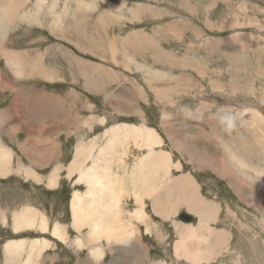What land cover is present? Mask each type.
Here are the masks:
<instances>
[{
  "label": "rangeland",
  "instance_id": "rangeland-1",
  "mask_svg": "<svg viewBox=\"0 0 264 264\" xmlns=\"http://www.w3.org/2000/svg\"><path fill=\"white\" fill-rule=\"evenodd\" d=\"M1 1V6H11L14 9V12H12L14 18L12 19L10 32L7 33L6 31L5 33L6 39L4 42L0 37V50L17 54L21 66L24 65L22 68L26 71H29L33 63L46 65L45 67L50 65L51 69L61 72L65 82H48L39 76L15 79L12 67L9 66L2 52H0V113L9 107L13 108V103L16 101L23 102L24 97L27 101V104L23 102L25 107L31 108L35 116L33 119L37 117L38 120L37 126L39 128L37 129L36 125L33 128L38 130L36 132L39 133L36 145L40 153L48 147L47 140L50 141L51 129H54L53 127L61 122L56 119L57 115L61 114L65 120L64 122L69 125L77 114L79 116L75 124L67 126L65 134L60 136L62 144H64V137H70V139H68L69 143L65 144L64 156H61V164L65 167L59 173V187L49 189L44 185H36L32 181L26 183L16 175L0 180V208L3 210L1 212L6 213L10 223L8 226L0 224V264H5V244L9 240L22 237H25L26 240L44 238L54 245L45 252V264L57 261V254L62 257L58 264H82L80 260L85 262L88 258L87 250L81 251L79 254L78 252L74 253L67 246L57 241L50 233L40 234L38 231H29L25 234L15 235L11 226V212L33 206L46 215L51 225L56 221L66 224L73 240L80 237V233H76L75 229L71 227L70 200L74 191L79 189L84 193L86 189L83 185L72 183L73 179L69 181L66 176V166L72 161L75 145L80 141L93 139V135L88 132L84 134L77 125L80 116L84 120V116L88 112L84 105L86 98L84 99L79 95V93H82L88 97L87 90L84 89V77L81 76L77 64L73 60L69 61L65 58L62 61L58 57L57 61H50L52 60L50 58V44L57 45L62 42L70 50L71 55L78 56L85 63L102 65V70L115 74L116 78L123 72H129L126 67L130 58H133L137 65L149 66L145 67L149 72L139 67L134 70L140 73L131 71L129 72L131 74H126L128 77H132V73H135L134 80H136L137 89L144 90L141 93L148 96L147 99H150L149 101L140 100V104L136 102L144 111V116L139 117L143 119V123L138 122L136 116L130 119L123 118L117 124L146 126L158 132L164 143L161 148H156V151H167L171 153L173 162L180 161L183 164L182 171H174V177L191 173L200 185L202 197L209 202L218 203L220 207L219 218L213 224V227L218 230H229L231 233L230 247L227 252H224L217 259L215 257V260L210 258V261H205L206 264L210 262V264H264V219L261 211L254 205V200H252L253 202L248 201L252 195L256 194L260 202L261 200L264 201V179H255L257 184L254 185L250 180L244 179L235 167H232V170H230L232 177L228 180L220 174H216V171L207 165L200 166L199 162L197 163L196 160L192 159L191 151L189 154L185 152L191 147L197 152L207 153L210 158L222 160L228 154L227 149L229 148L226 146L230 142L231 149L235 147L239 150L252 167H262L264 169V0H221L222 4L214 13H211L210 20L213 24L211 29L203 21V18L191 19L189 15L190 11L197 15V10H192V6L196 5V2H200L198 5L201 8L202 3L206 4L207 0H91L95 7L93 12L90 10L88 12L87 9L85 13H82L84 14L82 19L70 18L71 16L66 17L67 19L64 18L68 20L67 23L71 22L72 26L66 31H60V36L67 41L55 39L50 34L51 25L49 23L50 17H53V15L46 14L47 11H50L46 5L37 6L36 10L35 2L37 0ZM56 1L57 3H53V0H47V3L50 4V7H57L54 11V19L57 20V15L61 9H70L74 2L78 3L81 0ZM126 1L136 5L143 4L147 10L136 21H134L135 19H132V21L125 18L119 19L121 15L119 16L118 12H112L119 16L112 18V15L110 18V21L112 19L111 22L115 21L116 23L107 22V26H109H103L101 29L95 25L98 15L103 14L104 11L117 8L120 5L118 2L122 4ZM226 3L229 4V9L226 10L228 15L225 14L226 17L220 21L221 26H219L218 22L222 18L219 11L223 12ZM152 8L157 11L155 15ZM163 10L168 15L166 18L162 16L163 12L161 11ZM202 11L201 9L199 11L200 17ZM159 12L160 15H158ZM22 13H31L35 15V19H31L30 22L20 19L19 16ZM139 20L141 21L138 22ZM79 21L84 22V29H78L77 24H79ZM206 21L209 22L208 19ZM226 23L230 29L229 33H227ZM161 25L169 26L170 30L183 29L182 33H176V35L179 34L182 37V41L173 38L175 34H168L169 38L167 37V41L160 45L159 52L151 49L152 43L148 38L141 39L142 42L138 41L140 37H147V34ZM194 29H197L199 35V40L195 43L193 42L195 38ZM138 33L139 35L129 37L131 34ZM81 34L85 40L92 42L93 46L81 41ZM235 37H237L235 41L240 43L237 50L229 48V46L232 47V39ZM114 39H119V41L116 40L118 41L117 44H121L119 48ZM121 39L122 43L120 42ZM130 39L135 40V46L130 45ZM110 42L114 47L116 46L115 50L118 54L115 53L114 58L118 62L112 60L111 56L114 55L108 54L105 50L103 53L95 51L98 43H102L101 47L103 45L106 47ZM191 43H193L192 46ZM158 54H160V57H158ZM59 62L63 63L60 64ZM84 67L87 75L92 76L93 70ZM159 71L164 74V79H160L161 76L160 78L153 76L160 75ZM151 73L153 77L150 75ZM103 78L107 81V76H103ZM148 86L156 88L150 92ZM130 87V82H119L114 84L113 88L112 86L108 88L103 83L104 89L117 93L128 94L131 92ZM21 96L23 97L19 101L18 98H21ZM38 98L42 100L43 105L49 99L50 101L54 100L51 109L50 104L40 108L39 103L41 101ZM137 99L139 100V96ZM249 109H254V113H258L259 116L242 114L243 111ZM222 115L234 118L235 127L231 131L225 130V127L220 123V116ZM33 119L27 117V122ZM254 119L257 121L255 122ZM110 123L113 122L110 121ZM0 124V136L3 143L14 149L12 167H16L15 161L18 160L24 162V164H30L25 145L28 148L30 143L32 144L31 136L35 133L21 126V131L16 135L17 139L12 140L19 129L10 130L12 124L7 123V121ZM106 125H109V123ZM73 128L79 130L78 135L75 137L68 130ZM6 130L10 131L6 133ZM103 130L104 127H100L97 130L98 133H94L95 138L98 140V146H104L106 143V139L103 137L105 131ZM174 132L188 143L189 148L183 150L184 154H181L174 147V142L169 137V134H174ZM52 134H54V131ZM15 142H20L18 148H16ZM145 154H147V149H138L131 140L129 143L127 142L124 160L127 163L129 160L130 164H133ZM36 171L42 174L39 169ZM50 171L51 168L45 169L43 175H48ZM240 178L241 180H238ZM238 184H240V188H238ZM260 202V206L264 205ZM127 203H130V200L127 199ZM127 203L125 199L126 221L128 220V209L132 212L135 207L134 202H131L129 208ZM151 204V201L147 200L146 212L151 219L149 226L151 232H147L146 224H139L141 230L139 228L137 246L140 251H137V254L142 253L141 255H143V251H146L148 255L151 254V257L145 256V259L149 257V259L156 262H166L162 264L190 263L186 258L182 259L180 256L175 255V242L180 239V236L174 227V223L189 226L194 225L198 220L191 222L189 225L178 221V217L183 212H189L187 206L183 205L178 208L179 212L176 215L171 216L172 221L169 222L155 213ZM262 208L264 209V206ZM135 211L132 212L131 218ZM83 232L86 233L87 229ZM140 240L143 241V244ZM144 246L146 247L144 248ZM139 255L133 253L128 257H121L118 263H114L112 262L113 257L107 253L105 261L101 264H128V262L133 264L138 257L140 258ZM176 257L178 258L176 259Z\"/></svg>",
  "mask_w": 264,
  "mask_h": 264
},
{
  "label": "bare ground",
  "instance_id": "bare-ground-1",
  "mask_svg": "<svg viewBox=\"0 0 264 264\" xmlns=\"http://www.w3.org/2000/svg\"><path fill=\"white\" fill-rule=\"evenodd\" d=\"M46 1L47 0H37V3H35V9L37 10V6L46 5ZM118 4L120 5L115 9L113 8V11H104L96 22L98 24L100 23L101 26L107 25V22L114 24L116 23L114 19V22H111L112 19L110 21L112 15V18H116L121 15L119 19L125 18L131 21L132 19H135L134 21H136V19L141 18L147 10L144 8L146 7L144 5H136L128 3L127 1L123 2L122 4L118 2ZM47 7L50 10V6ZM87 9L88 12L89 10L93 12L95 9L94 4H92L91 0H81L80 2L78 1V3L74 2V6L72 8L73 13L70 14L65 9L64 14L66 15V17L71 16L70 18L73 17L82 19V15H84L82 13H85ZM13 10L14 9L11 6L0 5V34L2 36L1 38L3 42L6 39V31L7 33L10 32V26L12 25V19L14 18V14L12 13L14 12ZM152 10L154 11V8H152ZM112 12H118L119 16H116V14H113ZM155 12L157 13V11H154V15ZM46 14L50 15V11H47ZM158 15H160V12L158 13ZM62 21H64V19L54 21V23L51 21L53 24L52 27L58 31H62L64 28H70L71 22L62 24L64 23ZM140 21L141 20H139L138 22ZM77 26H79V28L81 27L80 21ZM176 30H170V28H168V30L165 28L163 30L157 29L154 31L153 35L150 36V41H152L157 48V45L162 40V37L158 35L160 33H164V35H167L168 37V34H175L173 38L180 39V35H176V33H182L183 29H179L181 32H178V30ZM136 35H139V33ZM129 37L132 36L130 35ZM146 38L148 37L142 36L138 39V41H140L141 39L145 40ZM119 39H114V42H116L115 44H117ZM236 39L237 37L232 39V47L229 46V48L234 50L239 49L240 43H238V41H235ZM120 42L122 43V39ZM117 45V47L119 48L121 44ZM130 45H136L134 39H130ZM115 47L110 42L109 48L106 52L110 55H114L115 53L118 54V52H116L115 50ZM120 50L122 49L120 48ZM43 53L45 54V51ZM111 57L113 58L112 60L116 61V58H114L115 55ZM104 58L106 59V57ZM130 60H133V58H130ZM45 66L34 63L30 67L29 73H26L24 69H20L17 67L16 73L19 76H25L36 74L39 71V74L43 75L44 78L52 80L53 74L52 72H50V65H47L48 67ZM100 68L98 67V70ZM98 70L96 69V71ZM143 70L149 72L146 68ZM48 71L50 73V76L48 74ZM99 73H101L100 75L102 77L107 76L106 79L108 82H112L114 79L113 75L105 71L104 69L101 70V72L99 70L97 74L99 75ZM159 74L160 75L153 76L159 78L161 76L160 79H164V74L160 71ZM150 75L152 76V73ZM94 83L95 82L91 81L92 85H94ZM108 96H110V94ZM53 102L54 100L50 101V109ZM254 112V109H249L248 111H243L242 114H255L259 116L258 113L256 114ZM95 120H97V118ZM98 121L103 125H105L106 123L105 118H101ZM254 121L256 122L257 120L254 119ZM79 123L80 121H77V125ZM74 124V120L70 125L65 122L58 123V125H56V127H53L54 129H51L50 131V143L56 141L60 133L64 130L63 128H67L68 125L73 126ZM68 130L70 131V134L74 136L78 135L76 130ZM53 131L54 134H52ZM172 133L169 134V137L174 142V146L183 153L184 149L189 148L186 143L187 141L182 139L178 134L176 135L175 132L174 134ZM103 137L106 139V143L104 144V146H98V140L96 138L89 140L86 139L78 142L75 145V155L68 170V174L71 175L78 173V183L86 187V191L84 194L81 195L80 193H76L72 199V227L76 232L80 233V237L70 241V243V236L66 231L67 227H64L60 223L55 226L53 231H51L52 234L55 237L59 238L66 245L71 246L79 253L83 250V248H86L88 250L87 255H89L91 259L95 257L98 262L104 260L107 253L113 255V261H116V255H133V253L134 255H139L137 254V251H140V248L137 246L139 235L138 225L148 220V215H146L143 210L144 198L148 197L154 203V210L159 211V209L163 207V205L161 204L162 197L170 194L171 196L173 195L174 200L176 194L175 191L183 189L188 193V197H184L182 195L177 196L175 199V209L173 210V212H176L181 203L185 205L187 204L190 210H194L197 212L200 217V223L197 229L193 227L178 228L180 240L177 241L175 255H178V257L180 256L182 259L186 258V260L193 264H201L203 261L208 262L210 261V258L214 259L217 255V252L215 253L214 250L209 252V248L204 250L203 247H207L209 245L212 237L213 239L221 242V235L225 236V239H223V243L221 242L222 245H224L226 244L227 237H229L230 235V233L226 231L215 233L213 229L208 227L209 222L212 219L213 212L215 211L216 213H219L220 207L219 205L216 206L213 203L202 199V197L200 196L199 186L192 178V176L187 175L179 179L174 177L173 170L180 171L183 169V166L180 162H173L171 153L160 149V151H156V148H161L164 143L162 137L158 134V132L146 126L139 127L127 124H115L104 132ZM131 140L135 143V147H137L138 149H147V154H145L143 157L141 156V158L134 162L132 165L124 161V156L126 155V145L127 142L129 143V141ZM227 145L228 146L226 147L229 148L227 149L228 154L224 158H222L223 161L216 158H210L207 153L199 151L197 152L191 147L189 150H185V152L186 154H189L191 151L193 159L196 160L197 163L199 162L200 166L207 165L208 167L214 169L217 174H220L222 177H225L228 180L232 177V174L230 172V170H232V167H235L242 174L241 176L244 179L250 180L254 185L257 184L255 182V179H264V169L262 167H252L251 164L246 161V157L243 156L239 150H237L235 147L231 149L232 147L230 142H228ZM10 158V154L9 152H7V150L0 149V177H6L10 173V163H8ZM113 166L115 167V171L113 170ZM21 173H23L22 168L18 169V174ZM25 176L26 178L38 179L37 176L29 169H27ZM253 176L256 177L254 178ZM241 178L238 180H241ZM58 179L59 170L56 169L50 175L49 186L52 188L55 187L57 185ZM238 186V188H240V184H238ZM131 194H133L134 196H130ZM124 196H127L126 199H130L131 197H133L135 202L140 205L139 210H136L132 218H129L127 221L125 219L126 214H121ZM252 200H254V205L256 206V208L261 211L264 219V209L262 208L264 205L261 204L262 206H260V201L257 194L252 195L248 201ZM260 203H264V201L261 200ZM11 213V226L15 235L25 234L29 231H38L39 233L50 232L47 218L44 215L39 214V212L31 206ZM163 214L167 215L168 213ZM131 215L132 214H128L129 217H131ZM214 221L216 222L217 220ZM0 224L2 226H8L10 224L7 220L6 213L4 214L3 212H1V209ZM84 228L88 229L86 233L83 232ZM197 230L198 234H196ZM50 246V242L46 240H26L25 237H22L8 241L4 247V252L6 255H11L12 260H17V263L19 262L18 264H22L21 257H19L18 255H30L27 259V264H32L33 258L31 256L41 255L44 251L50 248ZM197 248L203 249L201 254H199V250ZM141 249L143 250V248ZM225 249L227 250V248ZM143 252V255H147L146 251ZM141 254L140 256L143 257V255ZM178 257H176V259ZM185 263L187 262L185 261Z\"/></svg>",
  "mask_w": 264,
  "mask_h": 264
},
{
  "label": "crops",
  "instance_id": "crops-1",
  "mask_svg": "<svg viewBox=\"0 0 264 264\" xmlns=\"http://www.w3.org/2000/svg\"><path fill=\"white\" fill-rule=\"evenodd\" d=\"M207 1L208 2L206 4H203L202 3L201 8L198 5L200 2H196V5L192 6V10H194V11L197 10L196 11L197 12V15L194 14L193 12H191V11H190L191 14L189 13V15H190V18L191 19H200V18H203V21H205L206 22V25L209 27V29H211V27L213 28V24H212V22L210 20L211 19V13H214L217 10V8L220 6V4H222V1L221 0H214L213 2L211 0H207ZM35 3H37V1ZM53 3H57V1L56 0H53ZM92 4H94V3L92 2ZM46 5L47 6H50V4L47 3V1H46ZM141 5H143V4H141ZM73 6H74V4L72 5V7L70 9L69 8H66V10L70 14L73 13L72 12ZM56 8L54 6L50 7V14L53 15V17H50V22L52 21L53 23H54V21H58L60 19L66 18V15L64 14L65 9H61V11H59V14L57 15V17H58L57 20L54 19V17H55L54 11H55ZM52 9H54V10H52ZM200 9L203 10L201 17L199 15ZM227 9H229V4L228 3H226L224 5L223 12L222 11H219L221 13V15H222V18H220V20L218 22V25L219 26H221L220 21L222 19H224L226 17V15H228V11L226 12ZM161 12H163V14H162L163 18H166L168 16L167 13H166V11L163 10ZM101 15L102 14L98 15L96 21L98 20V18ZM229 15H230V13H229ZM19 18L20 19H23V20H27V21L30 22L31 19H35V15H33L31 13H22L21 16H19ZM206 19H208V21L210 23L207 22ZM96 21H95V23H96L95 25L98 26L99 29H101L103 26H101L100 23L98 24ZM52 22L50 23V25H51V28H52V30L54 32L50 28V34L52 36H54L55 39H60L61 41H67L66 39H63L60 36V34H61L60 31L55 30L52 27ZM62 22L66 23V22H68V20L64 19V21H62ZM80 22H81V27L79 29H84V27H83L84 26V22H82V21H80ZM64 23H62V24H64ZM104 26L108 27L107 25H104ZM226 27H227V31H228L227 33H229L230 32V29H229L227 23H226ZM164 28L168 30L169 26L161 25L157 29L158 30H163ZM68 29H70V28H64L62 31H66ZM157 29H153L151 33L147 34V37L149 38V41H150V36L153 35L154 31L157 30ZM178 32H181V31L178 30ZM197 33H198V31L195 30V32H194L195 38L193 40L194 43L199 40L198 39L199 38L198 37L199 35ZM134 35H136V34H131V36H134ZM158 35H160L162 37V40L157 45V48H156L155 44L152 41H150L152 43L151 44V49H153L155 52H159L160 51V45L163 42L167 41V37H168L167 35H164V33H160ZM0 37H2L1 34H0ZM176 40L182 41V37L180 39H176ZM81 41H83V42H85V43L93 46V43L85 40L82 34H81ZM63 44H64L63 42L62 43H58L57 45L50 44V47H49L50 48V58L52 59L50 61H52V62L53 61H57L56 60L57 57L59 59H61L62 61H64V58L67 59V60H69V61L73 60L77 64V67L79 68V71H80L81 76L84 77L83 84H84V89L87 90L88 97H86L82 93H79V95H81L84 99L86 98V101L84 102V105H85L86 110L88 112H86V114L84 116V120H82V117L80 116V119H79L80 123L78 124V128H80V130L83 131L84 134H87V132L88 133H92V135H93L92 137H93V139H95L96 136H94L95 135L94 133H98L97 130L100 127H104V130L103 131H106L107 129L111 128L115 124L119 123L120 120L122 121L123 118L130 119V118H134V117L137 116L138 117L137 121L140 122V123H143V119H140L139 117H143L144 116V111L141 110V107L138 104H136V102H139V104H140L141 103L140 100L149 101L150 99H147L148 96H146V95H144V94L141 93L144 90L137 89V87H136V80H134L135 73H132L133 74L132 77H128L126 74H128L131 71H135L137 73H140V72H138L137 70H134V69L140 67L143 70V69H145V67H149V66L143 67L142 65H137L134 62V60L127 61V64L128 65L126 67L127 68L126 70L129 71V72H125V73L123 72L117 78H116V75L115 74L109 72V73H111L113 75V78L114 79H113L112 82H108V81H105L104 78L100 75L101 73H99V75L97 74L99 70L101 72V70L103 68L102 65L97 64V63H85V62L81 61L78 58V56L71 55L70 50L66 46H64ZM191 44L193 45V43H191ZM101 45H102V43H98V45L95 48V51H98V53H100V52L103 53L104 50L107 51L108 48H109L110 43L107 44L108 47L107 46L104 47V45H103V47H101ZM132 46H135V45H132ZM0 52H2V55L4 56L5 60L9 64V66L12 67L13 72H14L15 79H21V78H25V77H33V75H34V76H39L40 78H42V79H44V80H46L48 82H62V81L65 82V79H64L63 75L61 74V72L60 71H55V70L53 71V69H50V72H52V74H53V79L52 80L44 78L43 75H40L39 74V71L36 74H33V75L19 76L16 73V68L18 67L20 69H23L22 67H24V65L22 64V66H21V64L19 62V59H18V55L15 54V53H13V52H11V51L0 50ZM42 55H43V53H42ZM158 57H160V54H158ZM36 58H37V61H38L39 60L38 56ZM116 61L118 62L117 59H116ZM59 63L62 64L63 62H59ZM31 66H32V64H31ZM84 66L89 67V68H91L93 70L92 76L91 75L90 76L87 75V71L85 70V67ZM98 67L99 68L102 67V68H100L98 70ZM96 69L98 71H96ZM24 71L26 73H29L30 72V68H29V71H26L25 69H24ZM48 74L50 76L49 71H48ZM129 74H131V73H129ZM98 77H100V78H98ZM96 80H97V82H96ZM91 81L95 82L94 85L91 84ZM119 82H130L131 87L129 88V90L131 92H129L128 94H126V93H117V92H113L112 90H109V89L106 90V89L103 88V83L108 88L111 87V86L113 88V85L114 84H117ZM148 87H149L150 92H151L152 89H154V87H151V86H148ZM42 94H43V92H42ZM109 94H110V96H108ZM48 96H50V95H48ZM138 96H139V100L137 99ZM22 97L23 96H21V98H18L19 101L22 99ZM38 99H39V101H41L39 103L40 104L39 105L40 108H44L47 104H50V99L47 100V102L44 105L42 104V100L40 98H38ZM22 100H23L24 103L27 102L24 97H23ZM23 102L16 101V102L13 103V106H14L13 108L12 107H9L4 112H1L0 113V123H3V122H6L7 121V123L9 122L10 124H12V126H11L12 128L10 130H18L19 129L15 133V137L13 136L12 140H16L17 139L16 135L18 134V132L21 131L20 130V127L21 126H24V128L26 130H29L31 132L33 131L35 133L34 135L31 136L32 144L30 143V146L28 148H27V145H25V147H26V153L28 154V158H29L30 164L29 163L24 164V162L18 160V161H15V163L17 164L16 167H12L13 154H14L13 150L14 149H12L8 145L4 144L3 141H2V139H1V136H0V149L1 150H7V152H9L10 157H11L9 159V162H8V163H10V173L6 177H0V180L1 179H6V178H8V177H10L12 175H16V176H18L21 180H23L26 183L32 181L36 185H44L45 187H47L49 189H56L60 185V183L58 184L59 179L57 181V185L55 187H53V188L49 186V180H50V175H51V173L54 170L58 169L59 170V173H60V171L65 167V165L61 164V162H62L61 161V156L62 157L64 156V153L63 152H64L65 144L69 143L68 139H70V137H68V138L64 137L63 138L64 144H62L61 141H60V138H61L60 136H62V135L65 134V131H66L67 128H63L64 130L60 133V135L58 136V138L56 139V141L50 143V141L47 140V142H48L47 149H43L42 150L43 152H41V153H40V151L38 152V148H37V145H36V139H37V136H38L39 133L36 132L38 130H34V128H33L34 125H36V126L38 125V120L36 119L37 117L35 119H33L35 117L34 116V113H33V110L31 108H29L28 106H26L27 107V109H26V107H25V105H24ZM79 105L81 106V104H79ZM66 110L68 111L67 108H66ZM104 112H106V113H104ZM78 116H79V114H77L74 117L73 120L75 122H76V120H78ZM27 117H31L33 120L27 122ZM96 118H97V120H95ZM101 118H105V122L106 123H105L104 126H103V124L101 122L98 121ZM14 119H17V120H14ZM56 119H58V120L61 121L59 123H62V122L65 121L64 118H63V116L61 114L57 115ZM110 121H112L113 123H110ZM49 122H50V120H49ZM108 123H109V125H106ZM38 128H39V126H37V129ZM85 128H86V130H84ZM73 129L76 130L77 133H78L79 130H77L76 128H73ZM10 130H6V133H8ZM75 136L73 135V137H75ZM9 137L11 138V135ZM15 144H16V148H18L19 145H20V142H15ZM60 146H61V149H60ZM176 149L178 150V148H176ZM74 152H75V148H74ZM96 152H97V150H96ZM180 153L181 154H184L182 152H180ZM73 155H75V153L74 154L72 153V157L74 158ZM73 158H72V161H73ZM72 161H71V163H72ZM178 162H180V161H178ZM70 164H68V166H66V171H67V175L66 176H67V178L69 179V181L70 180L72 181V179H73L72 183L81 185V184L78 183V179H79V174L78 173L73 174V175L68 174V170H69ZM128 164H130L129 160H128ZM130 165H132V164H130ZM182 166H183V164H182ZM20 168L23 169V173L18 174V169H20ZM48 168H51V171L48 173V175H43L44 174L43 171L45 169H48ZM27 169L31 170L37 176L38 179L26 178L25 173H26ZM37 169H39L42 174L38 173L36 171ZM113 170L115 171V167L114 166H113ZM174 171H176V170H173V173H174ZM180 171H182V170H180ZM187 175L192 176V178L197 183V180L194 178V176L191 173H187V174L184 173L180 177H175V178L179 179V178H182V177L187 176ZM59 176H60V174H59ZM198 186H199V191H200V185L198 184ZM85 189H86V187H85ZM175 192H176L175 199H176L177 196H180V195H182L184 197H188V193L186 192V190L181 189V190H179V193H178V190H176ZM76 193H80L82 195L85 192L82 193L81 191H79V189L76 190V191H74V193L72 195V198L70 200L71 211H72V199H73V196ZM131 196H134V195L131 194ZM200 196L202 197V194L201 193H200ZM126 197L127 196H124V200L126 199ZM175 199L173 200V195L171 196L170 194H167V196L162 197V200H161V204L163 205V207L160 208L159 211H155L154 210V207H153L154 206V203L148 197L144 198V209L143 210L146 213V215H148V217H147L148 220L146 222H144V223H140V225L141 224H146L147 225V232H149V233L151 232V229H149V226L151 224V219H150L149 214L146 212L147 200H150L151 201V203H152L151 205H152L153 211L155 213H157L160 216H162L163 219L171 222L172 221L170 219L171 216L176 215L177 212H179V209L178 208H180L183 205H185V204L181 203V205H179V207L177 208L176 212L174 213L173 210L175 209V207H174ZM202 199L203 200H206L203 197H202ZM124 200H123L122 209H121V214L122 215H125L126 214L125 213V208H124ZM129 200H130V203H127V199H126V203L128 204V208L130 207L131 202H134L135 203V207L132 209V212L135 211V210H139L140 205H138L135 202L134 198L131 197L130 199H128V201ZM168 200H170V201H168ZM211 203H213L214 205L218 206V204L216 202H211ZM29 204H24V205L27 206ZM185 206H187V204ZM31 207L34 208L33 206H31ZM187 208H188V206H187ZM18 209H20V208H18ZM34 209L37 210L39 212V214L44 215L46 217V215L43 212H40L37 208H34ZM1 211H3V210H1ZM15 211H17V210H15ZM188 211L191 214L195 215L196 221L198 220V222L195 223L194 225L193 224H191V225L186 224V225H189V226H184V225H180V224L174 223V227H175L178 235H179L178 228H180V227H189V228L190 227H193V228H196L197 229V227L199 226L200 217L197 214V212L194 211V210H190V209ZM132 212L130 211V209H128L127 214H132ZM163 213H168V214L167 215H164ZM215 214H216V216H215ZM129 218H131V217L128 216V219ZM218 218H219V213H216L214 211L213 212V215H212V219L209 222V226L208 227L211 228V229H213L215 233L220 232V231H226V232L230 233L228 229L227 230L226 229L218 230L217 228H214L213 227V224H215L217 222V221L215 222L214 220H218ZM125 219H126V217H125ZM7 220H8V218H7ZM47 222H48V226H49L50 232H46V233H50L57 241H59L60 243L64 244L65 246H67L71 251H74V253H77L78 251L74 250L71 246L66 245L65 243H63L59 238L55 237L52 234V232H51V231H53V229L55 228V226L57 224L60 223L64 227H67L66 224H63L60 221H56L53 225H51L50 222H49V220H48V218H47ZM72 224H73V216H72V221H71V227H72ZM171 227H173V226L171 225ZM174 227H173V229H174ZM139 228L141 230V227L138 225V232L140 233ZM85 229H87V228H84V230ZM148 230H150V231H148ZM66 231L69 234V228H67ZM87 231H88V229H87ZM76 233H78V232H76ZM196 234H198V230H197ZM69 236H70V234H69ZM220 237H221V242L223 243V239H225V236L221 235ZM32 238H34V237H32ZM42 240L48 241L47 239H44V238H42ZM72 240L73 239L70 237L69 242L72 241ZM175 240H174V242H175ZM9 241H11V240H9ZM230 241H231V233H230L229 237H227L226 244H224V245H222L221 242H219L218 240L213 239V237H212L211 241L209 242V245L207 247H203V249L206 250V249L209 248V252L212 251V250H214L215 253L217 252V255H216V258H215V259H217L220 255H222L224 252H227L229 250ZM141 243L143 244V241H141ZM173 245H174V243H173ZM176 245H177V241L175 242V249H176ZM52 247H54V245L51 244L50 248H52ZM145 247L146 246H144V248ZM225 248H227V250ZM149 249H150V247H149ZM197 249L199 250V254H201V252L203 251V249H199V248H197ZM48 250H49V248L46 251H48ZM84 250H87V249L86 248H83L82 251H84ZM46 251H44L41 255H34V256L32 255L31 256L33 258L32 264H38V263L39 264H45V262H46L45 252ZM78 254H79V252H78ZM87 254H88V250H87ZM146 254H147V252H146ZM150 255H148V254L147 255H143V257H145V256L151 257ZM18 256L21 257V263L22 264H27V259H28V257L30 255L29 256L28 255H18ZM87 256H88V258H86V261L85 262H83L82 260H80V262H82V264H99V263L101 264V262L103 263V261H105V259H104V260L98 262L95 257L91 259L89 255H87ZM56 257H57L56 258L57 261H53L51 264H58L61 261L62 257H60V255L57 254ZM111 257H113V255H111ZM121 257L122 258H125V257H128V255H122V256L121 255H116L115 256V260L116 261H113V259H112V262L118 263V261L121 260ZM143 257H141V256H140V258L138 257L135 260L134 263L135 264H144V263L145 264H152V263L162 264V263H166L165 261L156 262L155 260L149 259V257H148V259H145ZM4 258H5V264H18L19 263V262L17 263V260H15V261L12 260L11 259V255H6L5 252H4ZM105 258H106V256H105ZM69 259H72V258H69ZM35 261L38 262V263H36ZM76 261H77V259L75 260V262ZM147 261H148V263H147ZM212 262H213V260H212ZM181 263H183V262L181 261ZM128 264H129V262H128ZM187 264H193V263L190 262V263H187ZM201 264H206V263L205 262H202Z\"/></svg>",
  "mask_w": 264,
  "mask_h": 264
},
{
  "label": "clouds",
  "instance_id": "clouds-1",
  "mask_svg": "<svg viewBox=\"0 0 264 264\" xmlns=\"http://www.w3.org/2000/svg\"><path fill=\"white\" fill-rule=\"evenodd\" d=\"M220 123L225 127V130L231 131L235 127L234 118L228 115L220 116Z\"/></svg>",
  "mask_w": 264,
  "mask_h": 264
},
{
  "label": "water",
  "instance_id": "water-1",
  "mask_svg": "<svg viewBox=\"0 0 264 264\" xmlns=\"http://www.w3.org/2000/svg\"><path fill=\"white\" fill-rule=\"evenodd\" d=\"M178 220L182 223H191L195 222L196 218L194 215L189 214L188 212H183L179 217Z\"/></svg>",
  "mask_w": 264,
  "mask_h": 264
}]
</instances>
